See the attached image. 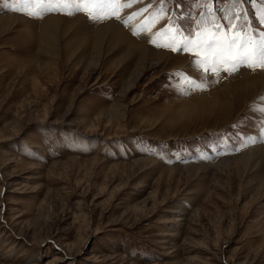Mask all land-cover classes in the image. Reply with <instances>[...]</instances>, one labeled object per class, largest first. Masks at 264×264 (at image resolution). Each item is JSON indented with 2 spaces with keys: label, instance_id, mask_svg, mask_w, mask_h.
<instances>
[{
  "label": "rangeland",
  "instance_id": "rangeland-1",
  "mask_svg": "<svg viewBox=\"0 0 264 264\" xmlns=\"http://www.w3.org/2000/svg\"><path fill=\"white\" fill-rule=\"evenodd\" d=\"M165 6L185 29L207 11L203 0ZM256 7L245 5L259 28ZM113 26L168 60L151 68L107 55ZM192 61L120 20L35 18L0 3V264H264V152L238 158L259 147L244 142L259 135L250 106L264 101L243 107L238 97L256 90L232 77L259 70L222 72L228 102L214 110L206 102L222 79L177 90L174 73L199 78ZM190 98L199 108L181 111Z\"/></svg>",
  "mask_w": 264,
  "mask_h": 264
},
{
  "label": "snow or ice",
  "instance_id": "snow-or-ice-1",
  "mask_svg": "<svg viewBox=\"0 0 264 264\" xmlns=\"http://www.w3.org/2000/svg\"><path fill=\"white\" fill-rule=\"evenodd\" d=\"M143 2L144 0H0V3H8L10 10L35 18L57 12L65 15L84 13L95 22L120 20L130 28L134 36L144 35L156 47L189 53L193 57L192 65L199 73V78L183 73L173 74L178 79L177 90L183 95L190 94V91H206L209 77H215V82H219L225 78L221 76L222 72L232 76L242 67L250 71H264V0H223L226 7L219 9L221 15L216 14L214 0H203L207 11L199 13L201 19H194L190 29H185L178 22L179 18H171L170 10L165 6L167 0H151L148 6L131 14H124L125 9ZM246 4L258 5L255 11L261 27L257 28L251 23ZM161 21L165 23L157 29L156 26ZM154 29L156 30L153 31ZM260 99L264 101V97ZM250 110L259 120L260 142H264V104L251 105ZM257 141V136H247L244 146Z\"/></svg>",
  "mask_w": 264,
  "mask_h": 264
},
{
  "label": "bare ground",
  "instance_id": "bare-ground-1",
  "mask_svg": "<svg viewBox=\"0 0 264 264\" xmlns=\"http://www.w3.org/2000/svg\"><path fill=\"white\" fill-rule=\"evenodd\" d=\"M13 19H14L13 17L6 18L5 19V23L8 25V23H10V20H13ZM102 30L104 31V28H102ZM98 32L101 33V29H99ZM106 32L108 33V35L110 37V39L108 40L109 42L107 44L108 47L105 48V51H106L107 55L110 54L111 52L112 53L113 52H116V53H119V54L121 53V56L122 57H124L125 59H128L129 61H134V64H136L138 66L143 65V67L147 66V67H151V68L154 67V66H157L161 60H163L164 58H166L165 55L159 53V51L158 52L156 51L157 52L156 53L155 51L150 50L149 47L145 43H143L142 41H137V40H134V39L132 40L123 31H121V28H117V27H114V26L112 28L111 27H107L106 28ZM100 35L101 34L98 35V38L101 37ZM102 35L106 36L105 34H102ZM123 43L125 44V46H123L122 49H120V51L117 50L116 48H118L119 45L120 44H123ZM96 46L98 47V44ZM95 53L101 54V50H98V52H94V54ZM179 60L180 61H179L178 64L183 65L185 63V59L183 60L182 58H180ZM166 62H168V61H166ZM191 70L194 71V68H193V65L192 64H191ZM249 75H250L249 73H246L245 71H241L239 74H237V76H235V75L232 76V77H238L239 78V80L241 81V83H238L237 84V87L238 88L243 87L244 88V92L249 93V92L253 91V89L256 90L255 93L253 95H251L250 97L245 96V95H244V97L243 96L238 97L239 100H240V104L242 103L243 104V107H245V105L247 103H249V101L253 100L257 95H258V97L261 98V96H260L261 94L258 91H259V89H261L262 91L264 90V71H260L259 70V72H256V74L253 75L254 77H252V78H249ZM197 76L199 77V73L198 72H197ZM222 80H223V83H221V86L223 85V90L221 91V89H217L215 87V84H214V89L210 90V92H209V98L212 97L211 100L210 101H207V102L205 101L207 104H210L211 107L214 108V110L217 109V108L219 109L222 106L223 103L225 104L226 102H228V101L224 102L223 101V98H222V100H220V94L229 92L228 89L231 86V84H230L231 78H228L227 77L226 79L224 78ZM208 81H210L209 83H212L213 81H215V79H212V81L211 80H208ZM233 83H235V82H233ZM235 90H238V89H235ZM199 95H201V94H199ZM199 97H205V95L204 96H199ZM192 100H193V98H190V99L182 102L181 103L182 106L180 108L181 111H183L185 108L190 107L192 104H193V108L191 107L189 109V112L190 111H193V110H195L197 108H199L198 107L199 105L197 104L198 106H196L195 102H192ZM197 100H201L202 101L201 98L200 99L197 98ZM196 103H197V101H196ZM207 104H205V105H207ZM243 107H240V109L243 108ZM236 108L239 109V106H236ZM236 112H238V110ZM187 113L188 112L186 111L185 114H187ZM257 137H258V141L256 143H257V145H259V147H256L255 148L253 146H248V147L244 148L241 151L242 154L238 158L242 159V158L248 156L250 153H257V150H258V153H259V151L264 152V146H262V145L259 144L260 139H262V138H260L259 135H257Z\"/></svg>",
  "mask_w": 264,
  "mask_h": 264
}]
</instances>
